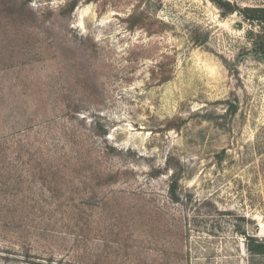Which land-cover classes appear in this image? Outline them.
<instances>
[{"label": "rangeland", "instance_id": "374dc122", "mask_svg": "<svg viewBox=\"0 0 264 264\" xmlns=\"http://www.w3.org/2000/svg\"><path fill=\"white\" fill-rule=\"evenodd\" d=\"M223 1L0 0V264H264V0Z\"/></svg>", "mask_w": 264, "mask_h": 264}, {"label": "trees", "instance_id": "16d2710c", "mask_svg": "<svg viewBox=\"0 0 264 264\" xmlns=\"http://www.w3.org/2000/svg\"><path fill=\"white\" fill-rule=\"evenodd\" d=\"M220 6L226 7L228 12H233L236 10L234 6H232L228 2H224L223 0H214ZM243 13L248 16L252 17L253 19H259L260 21L264 20V8H246L242 10ZM175 185L173 184L172 190L174 191ZM249 249L254 254H264V241L256 240L254 238H250V242L248 244Z\"/></svg>", "mask_w": 264, "mask_h": 264}]
</instances>
